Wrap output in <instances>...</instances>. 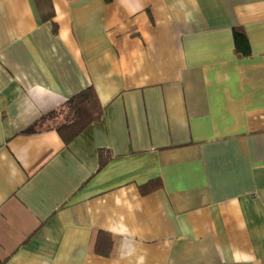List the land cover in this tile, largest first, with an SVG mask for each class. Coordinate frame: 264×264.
Returning <instances> with one entry per match:
<instances>
[{"label": "crops", "instance_id": "crops-1", "mask_svg": "<svg viewBox=\"0 0 264 264\" xmlns=\"http://www.w3.org/2000/svg\"><path fill=\"white\" fill-rule=\"evenodd\" d=\"M0 261L264 264V0H0Z\"/></svg>", "mask_w": 264, "mask_h": 264}, {"label": "trees", "instance_id": "trees-1", "mask_svg": "<svg viewBox=\"0 0 264 264\" xmlns=\"http://www.w3.org/2000/svg\"><path fill=\"white\" fill-rule=\"evenodd\" d=\"M234 41L236 52L238 54L245 56L250 55V45L244 33L236 29L234 31ZM67 108L73 115V121L70 124H59L55 127L59 135L66 143L75 139L91 124L99 122L102 119L105 110L101 105L93 87L88 88L71 98L67 103ZM57 114V112H54L43 117L39 123L34 125L28 131V133L34 132L37 127H43L54 123ZM0 264H6V262L0 261Z\"/></svg>", "mask_w": 264, "mask_h": 264}]
</instances>
